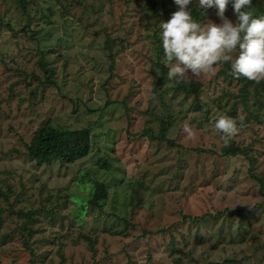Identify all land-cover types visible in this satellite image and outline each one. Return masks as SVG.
<instances>
[{"label":"rangeland","instance_id":"1","mask_svg":"<svg viewBox=\"0 0 264 264\" xmlns=\"http://www.w3.org/2000/svg\"><path fill=\"white\" fill-rule=\"evenodd\" d=\"M176 10L0 0V264H264V89L243 101L217 63L185 74L209 112L198 110L162 62L159 24ZM221 115L237 122L228 143ZM47 124L90 129V154L37 165L28 144ZM232 142L247 156L226 154ZM98 181L107 196L93 205Z\"/></svg>","mask_w":264,"mask_h":264},{"label":"clouds","instance_id":"2","mask_svg":"<svg viewBox=\"0 0 264 264\" xmlns=\"http://www.w3.org/2000/svg\"><path fill=\"white\" fill-rule=\"evenodd\" d=\"M177 10L159 24L163 63L167 79L182 80L208 72L217 63H230L234 78L244 77L259 82L264 79V14L250 10L253 0H198L200 12L215 7L219 23L208 19L202 23L189 5L193 0H174ZM231 4L235 22L225 15ZM215 130L228 143L237 132V122L224 115L214 121ZM184 132L191 135L185 125Z\"/></svg>","mask_w":264,"mask_h":264},{"label":"trees","instance_id":"3","mask_svg":"<svg viewBox=\"0 0 264 264\" xmlns=\"http://www.w3.org/2000/svg\"><path fill=\"white\" fill-rule=\"evenodd\" d=\"M228 6L233 12L231 4ZM192 10L194 17L204 23L205 16L200 13L202 9H200L198 5H195ZM250 10L255 15L264 14V2L260 1V3H258V0H253V5L251 6ZM113 66L114 63H112V67ZM239 79L243 83L241 92L239 94L243 101L248 98L249 87L251 85L258 83L257 91L264 89L263 80L257 82L254 80H248L244 77H240ZM173 81L175 82V88L177 90L182 91L185 94H192L194 96L196 108L198 110L209 112L206 102L200 97V85L197 81L187 77H184L179 81L173 79ZM28 151L30 156L36 161L37 165L40 166L43 164H51L54 161H60L64 164L75 163L80 159L87 157L91 152L90 129L59 128L52 124H47L35 132L30 143L28 144ZM223 151L228 155L242 154L247 156L246 151L240 146H237L234 142L225 145L223 147ZM100 165L105 169L110 168L108 161L105 159L100 161ZM106 196L107 192L104 184L98 181L95 183V189L89 199L90 204L99 205ZM30 215L32 216V214ZM230 263H238V261L226 259L222 262H212L210 264Z\"/></svg>","mask_w":264,"mask_h":264}]
</instances>
